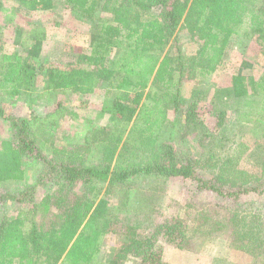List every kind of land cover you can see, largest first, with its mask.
<instances>
[{
    "label": "trees",
    "instance_id": "1",
    "mask_svg": "<svg viewBox=\"0 0 264 264\" xmlns=\"http://www.w3.org/2000/svg\"><path fill=\"white\" fill-rule=\"evenodd\" d=\"M15 1L17 12L31 17L52 11L58 0ZM63 1L86 19L99 11L108 16L97 24L90 52L79 54L75 63L48 65L33 63L19 52L3 53L0 88L17 97L42 84L49 91L86 96L105 86L112 97L104 101L102 113L121 131H112L103 141V155L94 166L75 150L57 151L55 158L44 155L28 119L5 118L12 137L0 141V183L25 182L28 159L42 170L22 189L0 193L2 204L33 203L29 210L0 221V264H96L109 235L125 238L112 264L131 258L139 264H169L166 246L190 249L202 227L256 246L264 227V162L257 175L237 169V138L225 137L218 143L223 155L204 176L198 164L180 159L174 144L159 140L168 110L179 115L184 104L186 130L198 136L201 145L219 136L225 111H216L209 126L201 101L184 98L182 85L226 73L233 39L255 41L264 56V0ZM30 25V40L42 44L44 29L32 21ZM181 27L200 46L191 58L178 47L174 55L168 49L170 43L176 48ZM121 48L123 56L113 60ZM229 90L234 100L242 101L239 120L264 130V70L259 77L239 70L230 77ZM129 125L137 141L130 140L132 131L123 139ZM137 177L180 178L207 199L200 205L186 203L181 215L156 213L153 220H133L126 214L128 185ZM47 187L55 188L37 200L39 190ZM142 224L145 230L138 234Z\"/></svg>",
    "mask_w": 264,
    "mask_h": 264
},
{
    "label": "rangeland",
    "instance_id": "2",
    "mask_svg": "<svg viewBox=\"0 0 264 264\" xmlns=\"http://www.w3.org/2000/svg\"><path fill=\"white\" fill-rule=\"evenodd\" d=\"M112 1V0H105ZM15 0H0V62L3 53L19 52L30 57L31 62L63 61L75 63L79 54L90 52L91 41L98 29L101 18L108 17L99 11L93 19H86L72 11L63 0H58L50 12H41L36 16H27L17 12ZM31 21L44 29L45 40L35 45L30 40ZM175 44V43H174ZM176 48L171 47V55L177 47L186 58L193 57L199 43L185 27L178 32ZM31 50V54L27 51ZM124 48L113 53L117 61L124 54ZM245 63V64H244ZM264 56L260 46L251 40L233 39L226 53V73L213 75L206 79L189 80L182 85L184 98L201 101L208 125L214 124L216 111H225V125L220 134L206 145L200 143L199 137L188 133L184 123L186 105L181 107L179 115L168 110L166 121L160 131L159 143L171 142L176 147L180 159H189L198 164L199 172L207 176L213 171L215 158L223 155L218 143L225 137L237 138V169L257 175L264 162V130L257 129L254 123L247 125L239 120L238 114L242 101L234 100L230 94V77L243 70L245 75L259 77L263 72ZM155 87L149 91L154 93ZM7 88H0V141L10 139L12 132L8 116L26 118L30 129L44 155L55 158L57 151H78L89 158L90 164L98 166L103 155L105 142L113 132L120 133L121 128L109 115L102 113L105 100L112 97L107 87H98L92 95H79L70 91L53 92L46 86L39 85L31 92L20 96H11ZM123 139L132 131V125L126 129ZM157 132V128H155ZM131 134V141H137L136 133ZM123 144V143H122ZM121 147V146H120ZM213 154V158L211 155ZM27 178L25 182L0 183V193L22 189L25 184L33 182L42 170V165L28 159ZM128 214L133 220H153L156 213L181 215L186 203L192 201L200 205L207 197L197 194L192 185L180 178L162 180L160 178L137 177L129 183ZM55 188V187H54ZM51 187L41 188L37 200L53 192ZM31 202L24 205L0 203V221L16 216L21 209L29 210ZM144 224L137 233L144 231ZM263 237L252 246L236 238L216 236L206 227L197 230L190 249L177 250L166 246L165 259L169 264H264V227ZM123 237L109 235L102 247V253L96 264H112L114 253L124 244ZM258 245V246H257ZM122 264H139L131 258Z\"/></svg>",
    "mask_w": 264,
    "mask_h": 264
}]
</instances>
